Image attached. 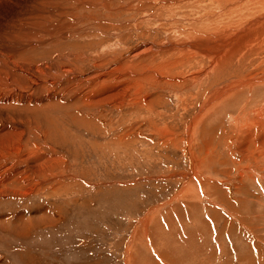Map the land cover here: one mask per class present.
Returning a JSON list of instances; mask_svg holds the SVG:
<instances>
[{"label": "rangeland", "instance_id": "1", "mask_svg": "<svg viewBox=\"0 0 264 264\" xmlns=\"http://www.w3.org/2000/svg\"><path fill=\"white\" fill-rule=\"evenodd\" d=\"M239 1L0 0V59L31 44L27 66L5 63L53 60L33 80L44 90L13 81L35 91L27 128L0 146L27 164L13 177L0 169L15 182L0 184V264H264L263 187L239 182L253 159L233 128L264 107V82L203 109L220 88L264 75V8L234 10L248 6ZM34 14L47 36L22 27Z\"/></svg>", "mask_w": 264, "mask_h": 264}, {"label": "bare ground", "instance_id": "2", "mask_svg": "<svg viewBox=\"0 0 264 264\" xmlns=\"http://www.w3.org/2000/svg\"><path fill=\"white\" fill-rule=\"evenodd\" d=\"M51 1V0H50ZM61 1V0H60ZM64 1V0H63ZM75 1V0H74ZM164 0H162V2H163ZM169 1V0H168ZM182 1V0H181ZM235 1V0H234ZM241 1V0H240ZM239 1V2H240ZM252 1H253V4H252ZM254 1H256V4H255V2ZM160 2V1H159ZM225 2V1H224ZM60 3V5H62L61 4V2H59ZM59 3H58V0H57V2H55L54 0H53V4L54 5H59ZM64 3V2H63ZM72 3V2H71ZM76 3H77V1H76ZM231 3V2H230ZM50 4V3H49ZM73 4H75V3H73ZM83 4V3H82ZM139 4V3H138ZM164 4V3H163ZM228 5H229V3H227ZM239 4V3H238ZM237 4V5H238ZM76 6H77V4H75ZM168 5V4H167ZM171 5V4H170ZM232 5H233V2H232ZM242 5H248V6H246V8H243V7H239L238 9H237V6L235 7H233V9L234 10H241L242 11V9L243 10H247L248 12L250 11V10H252L253 9V7H254V9L255 8H264V0H244V1H242V4H241V6ZM81 6V5H80ZM161 6V5H160ZM240 6V5H239ZM42 7V6H41ZM50 7H51V5H50ZM49 7V8H50ZM57 7V6H56ZM83 7V6H82ZM104 7V6H103ZM175 7V6H174ZM47 8V7H46ZM53 9H55L54 7H52ZM63 8V7H62ZM68 8V7H67ZM73 8V7H72ZM77 8H78V6H77ZM32 9V8H31ZM42 9H45V8H41V9H38L37 10V12H36V14L38 15L39 14V12L42 10ZM57 9V8H56ZM64 9H66V8H64ZM64 9H59V10H57V14L58 15H61L62 13L64 14V12H63V10ZM222 9H223V7H222ZM70 10H72V11H74L75 10V7L73 8V9H70ZM77 10V9H76ZM48 11H51L50 9L48 10ZM71 11V12H72ZM262 12V11H261ZM44 14V13H43ZM49 14V13H48ZM66 14V13H65ZM35 14L33 15V16H26L25 17V19L24 20H22L23 21V23H21V25H22V27L23 28H25V29H27V27H28V29H30L31 28V30H32V33L33 34H35V31H38V33H40V32H43L44 30H46L47 28H49V27H46L47 25H48V23H46L45 25L46 26H44V23H40L39 22V18L38 17H40V15L39 16H37V18H35ZM49 16V18H51V16L50 15H48ZM53 16H55L56 17V15H53ZM253 18V17H252ZM45 19V18H44ZM51 19H53V18H51ZM58 20H59V18H57ZM261 19V18H260ZM46 20V19H45ZM44 20V21H45ZM76 20H79V18L77 19L76 18ZM44 21H41V22H44ZM47 21H48V19H47ZM46 21V22H47ZM81 21V20H80ZM80 21H78V22H80ZM257 21H259V19L257 18ZM256 21V23H255V21L253 22L254 24H257L258 22ZM62 22V21H61ZM259 22H261V21H259ZM33 23H35L34 24V26H33ZM51 23H52V20H51ZM54 23V22H53ZM262 23H264V22H262ZM29 24V25H28ZM50 24V23H49ZM64 24V23H63ZM51 25V24H50ZM53 26H54V24H52ZM29 26H31L30 28H29ZM62 26V25H61ZM52 27V26H51ZM63 27V26H62ZM62 27H60V28H62ZM64 27H66V26H64ZM63 27V28H64ZM46 28V29H45ZM67 28V27H66ZM66 28H65V30H66ZM252 28V27H251ZM27 29V33H31V30H30V32H29V30ZM57 29H58V27H57ZM239 29V28H238ZM60 30V29H59ZM64 30V31H65ZM40 31V32H39ZM49 31H51L50 29H49ZM49 31H44V34H45V32H48V33H50ZM223 31V30H222ZM52 32L54 33V31L52 30ZM60 32H61V30H60ZM245 32V31H244ZM250 32V31H249ZM27 33H26V35H27ZM37 33V34H38ZM241 33V32H240ZM246 33V32H245ZM43 34V33H42ZM47 34V33H46ZM45 34V35H46ZM57 34H58V31H57ZM56 34V32H55V35H57ZM60 34V33H59ZM58 34V35H59ZM62 34V33H61ZM247 34V33H246ZM39 35V34H38ZM38 35L36 36L37 38H35L34 40H36L37 39V41H38V39L40 38V37H44V36H40L39 38H38ZM49 35V34H48ZM51 35V34H50ZM53 35V34H52ZM237 35V34H236ZM47 36V35H46ZM45 36V37H46ZM54 36V35H53ZM239 36V35H238ZM242 36V35H241ZM260 36V35H259ZM27 37V36H26ZM33 37V36H32ZM50 37H52V36H50ZM55 37V36H54ZM23 38H25V36L23 37ZM47 38V37H46ZM49 38V37H48ZM62 38V37H61ZM224 38V37H223ZM28 40L29 38H25V40ZM56 39V38H55ZM209 39V38H208ZM248 39V38H247ZM262 39V38H261ZM33 40V41H34ZM44 40V39H43ZM206 40V39H205ZM230 40V39H229ZM228 40V41H229ZM24 41V40H23ZM40 41V40H39ZM46 41H48V39L46 40ZM207 41V40H206ZM251 41V40H250ZM18 42V41H17ZM32 42V41H31ZM30 42V43H31ZM41 42V41H40ZM43 42V41H42ZM52 42H53V38H52ZM211 42V41H210ZM226 42V41H225ZM232 42V41H231ZM248 42V41H247ZM254 42V41H253ZM29 43V44H30ZM46 43V42H45ZM222 43H223V41H222ZM22 44V43H21ZM34 44H36V45H38L39 46V44L38 43H34ZM34 44H32V46L34 45ZM44 44V43H43ZM42 44V45H43ZM49 44H50V42H49ZM53 44V43H52ZM253 44V43H252ZM11 45V44H10ZM10 45L8 46V47H10ZM26 45H27V43H26ZM31 45V44H30ZM30 45H28V47L30 46ZM35 45V46H36ZM247 45H250V43H248ZM19 46V45H18ZM18 46H15V48H17ZM21 46V45H20ZM19 46V47H20ZM12 47V46H11ZM23 47H25V46H23ZM22 47V48H23ZM28 47H25V48H21V50L19 49V51H10L8 54H6L5 53V56H4V59L3 60H1L0 59V100H2V99H4V94H2V92H4L5 94H7L8 96L9 95H11L13 92H17V93H19V95H20V100H15L13 97H7L6 99H4V103H0V146H2V147H5V146H7L8 144H9V142L12 140L10 137H9V134H10V131H13V130H16L15 128L17 127V125H22L23 127H26L27 128V116H26V112H24L25 111V109L27 110V107L31 104V100H30V96H32V95H30L29 96V93L30 92H32L33 90H32V88H31V90H30V92L28 91V89L26 90V88L23 86L25 83L23 82L24 80H26V83H27V81L30 79V81L32 80H36V75L37 74H40L39 72H40V70L42 71V68H46L47 69V66H45V65H47L48 63H50V61L52 60H50V61H48V63L47 64H45L43 67L41 66V64H40V66L42 67H36V63L34 64L35 65V67H31L30 65V67L31 68H26V67H23V65L22 66H19V67H17V66H14V65H10V64H18V63H25V65L27 66V61H29V59L31 58L30 56L32 55L31 54V50H28V51H26L27 50V48ZM34 47V46H33ZM37 47V46H36ZM217 47V46H216ZM233 47V46H232ZM162 48V47H161ZM3 49L4 48H0V52H3ZM30 49V48H29ZM38 49V48H37ZM25 50V51H24ZM35 50V49H34ZM33 50V51H34ZM40 50V49H39ZM177 50V49H176ZM216 50V49H215ZM218 50V49H217ZM141 51V50H140ZM226 51V50H225ZM37 51H35V53H36ZM41 52V51H40ZM43 52V51H42ZM42 52H41V54H42ZM154 52V51H153ZM195 52V51H194ZM201 52V51H200ZM138 54L139 52L136 50V52H134V54ZM143 53V52H142ZM151 53V52H150ZM211 53V52H210ZM40 54V53H39ZM40 54V55H41ZM3 55V54H2ZM36 55V54H35ZM45 55H46V53H45ZM56 55V54H55ZM132 55V54H131ZM139 55V54H138ZM218 55V54H217ZM229 55V54H228ZM33 56H34V53H33ZM37 56V55H36ZM59 56V55H58ZM137 56V55H136ZM141 56V55H140ZM201 56V55H200ZM37 57H39V55L37 56ZM36 57V58H37ZM139 57V56H138ZM203 57V56H202ZM205 57V56H204ZM203 57V58H204ZM207 57V56H206ZM212 57V56H211ZM34 58V57H33ZM32 58V59H33ZM43 58V57H42ZM56 58V57H55ZM149 58V57H148ZM31 59V60H32ZM50 59V58H49ZM54 59V58H53ZM65 60H67L66 59V57L64 58ZM74 59H76L75 57H74ZM79 59V58H78ZM143 59V58H142ZM218 59V58H217ZM126 60V59H125ZM38 61V60H37ZM53 61V60H52ZM51 61V62H52ZM55 61H57L56 59H55ZM4 62V63H3ZM5 62H7V63H10V64H6ZM32 62V61H31ZM40 62V61H39ZM67 62V61H66ZM70 62V61H69ZM30 63V62H29ZM34 63V62H33ZM42 63V62H41ZM44 63H46V62H43L42 64H44ZM57 63H59V62H57ZM213 63V62H212ZM211 63V64H212ZM38 64V63H37ZM52 63H50V65H51ZM55 64H56V62H55ZM66 64V63H65ZM19 65V64H18ZM33 65V66H34ZM57 65V64H56ZM214 65V64H213ZM50 67H52V66H50ZM65 67V66H64ZM78 68V67H77ZM58 69H60V67L58 68L57 67V70ZM70 69H71V67H70ZM44 70V69H43ZM48 70H50V69H48ZM47 70V71H48ZM55 70V69H54ZM61 70V69H60ZM59 70V71H60ZM63 70V69H62ZM46 71V72H47ZM51 71H52V69H51ZM51 71H49V72H51ZM49 72H47V73H49ZM68 72V71H67ZM52 73H55L56 74V72H51V75H52ZM58 74H60V72H57ZM50 74V73H49ZM47 75V76H45V74L43 75V74H41L42 76H45L46 78L48 77V76H51V75ZM54 74V75H55ZM62 74H63V72H62ZM65 75H67V74H64V77H65ZM70 75V74H69ZM73 75H75V74H73ZM80 75V74H79ZM94 75H95V73H92L91 75H89L91 78H93L94 77ZM259 75V74H258ZM59 76V75H58ZM61 76V75H60ZM82 76V75H81ZM83 76H85V75H83ZM16 77H18L19 79L21 78V80H23L21 83H16V84H14L13 83V81H14V79L16 78ZM37 77H40V75L38 76L37 75ZM52 77H53V75H52ZM55 77H56V75H55ZM63 77V76H62ZM75 77V76H74ZM74 77H72V79L74 78ZM101 77V76H100ZM150 77V76H149ZM29 78V79H28ZM54 79V78H53ZM76 78H74V80H75ZM39 80H40V78H39ZM46 80V79H45ZM61 80V79H60ZM73 80V81H74ZM44 81V80H43ZM54 81V80H53ZM68 81V80H67ZM66 80H63V82H67ZM81 81V80H80ZM245 81V80H244ZM242 82V81H237V82H234V83H232V84H230V85H226V87H224V89H222L221 90V88H220V90L218 91V93L217 94H215V96L213 95V99L211 98V100L210 101H207L205 104H204V107H203V109H205L206 107H207V105H208V103L211 105L212 104V102H213V100H215L216 98H218L219 96H221V98H223L225 95H231L230 93H232V92H236L237 90H239L240 88H246V87H249V86H252V85H254V84H258V83H260V82H264V75H261V77H253V78H250V79H247L245 82ZM29 82V81H28ZM46 82V81H45ZM45 82H41V83H45ZM54 82H56V81H54ZM53 82V83H54ZM58 82V81H57ZM68 82H70V81H68ZM68 82L66 83L67 85V87H68ZM76 82H79V77H78V80H76ZM24 83V84H23ZM30 83V82H29ZM32 83V82H31ZM36 83H37V81H36ZM36 83H34V81H33V84H36ZM41 83H38V84H36L34 87H37V89H43L44 90V84H41ZM53 83H48V85L50 84V86H49V88H51V86H52V84ZM82 83V82H81ZM80 83V84H81ZM60 84V83H59ZM79 84V83H78ZM28 85V87L30 86L29 84H27ZM32 85V84H31ZM45 85H46V83H45ZM55 85V84H54ZM56 86V85H55ZM54 86V87H55ZM61 86V85H60ZM59 86V87H60ZM75 86V85H74ZM48 87V86H47ZM62 87V86H61ZM67 87H66V89H67ZM48 88V89H49ZM64 88V87H63ZM252 88V87H251ZM30 89V88H29ZM33 89H36V88H33ZM36 89V90H37ZM52 89V88H51ZM55 89V88H54ZM56 89H58V88H56ZM66 89H64V92L66 91ZM69 89V88H68ZM248 89H250V88H248ZM50 90V89H49ZM49 90H48V92H49ZM53 90V89H52ZM52 90H51V92H52ZM85 90V89H84ZM35 91V90H34ZM34 91H33V93H34ZM39 91V90H38ZM59 91L61 92V90L59 89ZM58 90H57V92H59ZM63 91V90H62ZM86 91H87V89H86ZM89 91V90H88ZM216 91V92H217ZM43 92H45L46 93V90L45 91H43ZM47 92V93H48ZM50 92V93H51ZM56 92V91H55ZM74 92V91H73ZM36 93H37V91H36ZM40 93V92H39ZM38 93V94H39ZM45 93H43L44 95H45ZM62 93V92H61ZM79 93H81V92H79ZM38 94H36V95H38ZM42 94H40V96H41ZM52 95V94H51ZM62 95H64V94H62ZM62 95H61V97H62ZM67 95V94H66ZM85 95V94H84ZM33 96H34V94H33ZM32 96V97H33ZM56 96V95H55ZM57 96H59L58 94H57ZM70 96V95H69ZM36 97V96H35ZM39 97V96H38ZM51 97V96H50ZM50 97H44V98H42L41 99V101H37V100H33L32 101V103L33 104H37V103H41V102H49L50 100H51V98ZM41 98V97H40ZM86 98V97H85ZM90 97H88V99H89ZM60 99V98H59ZM62 99V98H61ZM65 99V97L63 98V100ZM68 99V98H67ZM67 99H65V100H67ZM71 99H72V97H71ZM74 99L75 100H77V102H78V100H81L80 98H79V96H78V94L77 93H74ZM87 99V100H88ZM54 100V99H53ZM85 100V99H84ZM89 100H91V99H89ZM93 100V99H92ZM7 103H6V102ZM46 102V103H47ZM93 102V101H92ZM51 103H53L52 101H51ZM50 103V104H51ZM58 103H59V101H58ZM66 103H67V101H66ZM49 104V103H48ZM56 105H57V102L55 103ZM63 104H64V102H63ZM68 104V103H67ZM90 104V103H89ZM44 105V104H43ZM53 105H54V103H53ZM69 105H70V102H69ZM73 105V104H72ZM51 106V105H50ZM35 107V106H34ZM46 107V106H45ZM28 108H30V109H32L31 107H28ZM37 108H39V107H37ZM36 108V109H37ZM29 109V110H30ZM24 110V111H23ZM32 111V110H31ZM31 111H29V112H31ZM245 111V110H244ZM35 112H37V111H35ZM246 112V111H245ZM250 112H252L253 113V115H251L252 117H253V119L251 118V117H249L250 115H248L247 117H249L251 120L250 121H245V122H243V124H240L241 122H240V120H239V122H238V120L236 121V122H238L240 125H237V123H236V125H234L233 126V128H234V131H235V134L237 133L238 135H239V141H241V142H239V144H237L236 142V144L235 145H237L236 147L238 148L236 151H239L240 153H242V154H244V155H242L241 157L242 158H244L245 159V157H247L248 159H250V160H252V163H248L247 164V166H245V167H243V168H239V175L241 176L240 177V180H239V182H241L242 180H246V181H252V182H258L259 184H261L262 185V193H264V175H262V170L264 169V167H261V162H264V157L261 159V160H255V158H256V154H257V152L256 151H261V152H263L264 153V137L263 136H260V135H257V129H261L260 127H264V107L263 108H256V109H253V110H251ZM244 113V112H243ZM31 114V113H30ZM245 115V114H244ZM240 116V115H239ZM247 117H245V119H248ZM241 118V117H240ZM29 119V118H28ZM31 119H33V118H31ZM29 121V120H28ZM33 121V120H32ZM34 122V121H33ZM33 123H31V125H32ZM33 129H34V127H32ZM31 128V129H32ZM39 128V127H38ZM18 129V128H17ZM20 129V128H19ZM25 129V128H24ZM28 130H30V129H28ZM28 130H27V132H28ZM30 131H32V130H30ZM34 131H35V129H34ZM33 131V132H34ZM26 134H29V132L28 133H26ZM31 134V133H30ZM12 135V134H11ZM259 137V138H258ZM258 138V139H257ZM236 140H237V138H235ZM24 140V139H23ZM235 140V141H236ZM119 143V142H118ZM20 144V143H19ZM234 144V140H233V142H232V145ZM24 145H25V142H24ZM21 146V145H20ZM23 146V145H22ZM23 148H24V146H23ZM229 148H232V147H229ZM250 148H254L252 151H250ZM10 149V148H9ZM20 150V149H19ZM25 150V149H24ZM20 151H22V147H21V150ZM1 152V151H0ZM16 152H19L18 150H16L15 152H13V153H10L9 151H5V152H1L0 153V169H3L4 171H6V173L8 172V173H10V176H12L13 175V173L14 172H12L13 170V168H16V170H17V168H18V166L21 164V165H25L24 164V162H23V164H22V162H20V160H19V158H18V155L19 154H15ZM42 153V152H41ZM13 154H15V155H13ZM23 155V154H22ZM26 155H29V154H26ZM42 155V154H41ZM44 155V154H43ZM229 155H232V152H230V154ZM21 156V155H20ZM38 156H40V155H38ZM54 157V156H53ZM25 158V157H24ZM43 158H44V156H43ZM28 159V158H27ZM247 159V160H248ZM11 160L12 161H14V162H11ZM30 160H31V158H30ZM38 161V160H37ZM242 161V160H241ZM239 162H237V163H235V165H237ZM27 165V164H26ZM25 165V166H26ZM41 165V164H40ZM31 166V165H30ZM239 166V165H238ZM32 167V166H31ZM21 168V167H20ZM27 168V167H26ZM27 169H30V168H27ZM34 169V168H33ZM32 169V170H33ZM12 170V171H11ZM20 169H18V173L17 174H19L20 173V171H19ZM21 172H23V171H21ZM7 173V174H8ZM15 173H16V171H15ZM26 174L28 173V172H25ZM24 173V174H25ZM32 173V172H31ZM23 174V175H24ZM29 174V173H28ZM2 175V174H1ZM16 175V174H15ZM21 175V174H20ZM19 175V176H20ZM24 176H26V175H24ZM13 177V176H12ZM12 177L10 178V177H8V175H6V177H5V179L4 180H1L0 181V184H10V185H13V183H15L13 180H11L12 179ZM22 177V176H21ZM15 178H18V177H15ZM23 178V177H22ZM22 178H20V179H22ZM27 178V177H26ZM1 179H3V178H1ZM14 179V178H13ZM19 179V180H20ZM24 180H25V178H24ZM24 180H22L21 182L23 183L22 185H24ZM30 180V179H29ZM27 181V180H26ZM28 182V181H27ZM29 183V182H28ZM28 183H26V184H28ZM4 186V185H3ZM4 188V187H3ZM5 188H7L6 186H5ZM28 189V188H27ZM20 190V189H19ZM22 190V189H21ZM3 191V190H2ZM19 192V191H18ZM23 192V191H22ZM15 194H17V196H18V193L16 192ZM10 195V194H9ZM11 195H14V193L13 194H11ZM16 196V195H15ZM145 218V217H144ZM135 241V240H134Z\"/></svg>", "mask_w": 264, "mask_h": 264}]
</instances>
